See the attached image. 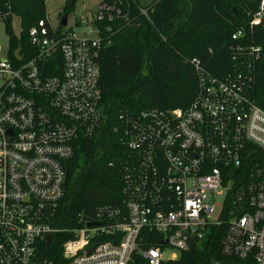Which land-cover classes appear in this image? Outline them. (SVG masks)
Wrapping results in <instances>:
<instances>
[{"label":"built area","instance_id":"1","mask_svg":"<svg viewBox=\"0 0 264 264\" xmlns=\"http://www.w3.org/2000/svg\"><path fill=\"white\" fill-rule=\"evenodd\" d=\"M118 13L101 3L73 27L48 21L50 35L41 20L29 30V60H0V264H52L41 247L59 232L51 218L65 162L101 122L95 23ZM9 14L0 9V22ZM249 23L264 27V0ZM259 55L258 46L235 48L234 68L220 75L193 61L198 90L189 106L124 117L121 204L98 206L68 229L67 264H161L215 226L224 228L223 255L264 264V110L250 98Z\"/></svg>","mask_w":264,"mask_h":264},{"label":"trees","instance_id":"2","mask_svg":"<svg viewBox=\"0 0 264 264\" xmlns=\"http://www.w3.org/2000/svg\"><path fill=\"white\" fill-rule=\"evenodd\" d=\"M260 1L153 0L149 5L139 0L98 2L119 10L112 20L95 23L100 39L97 63L104 122L91 136L75 141L73 156L65 162L64 192L51 218L59 232L51 245L42 244V258L52 264H67L61 244L70 236L68 229L76 226L80 218L91 220L98 206L121 204V164L126 152L124 117L189 106L198 90L193 61L211 74L220 75L234 68L231 56L235 48L258 46L260 55L254 64L250 98L264 110V27L249 23ZM68 2L61 12L67 19L74 5ZM45 3L46 0H0V9H9L10 13L5 22L16 15L21 24L18 37L8 23L5 27L11 61L24 62L35 54L29 30L37 28L39 21L43 20L48 34H52ZM60 20L56 28H62ZM238 30L243 34L232 38ZM55 64L50 75L59 72V61ZM223 233L222 226H215L204 240L195 242L177 259L161 264H254L249 258L223 255ZM148 243L156 245L158 240Z\"/></svg>","mask_w":264,"mask_h":264},{"label":"rangeland","instance_id":"3","mask_svg":"<svg viewBox=\"0 0 264 264\" xmlns=\"http://www.w3.org/2000/svg\"><path fill=\"white\" fill-rule=\"evenodd\" d=\"M99 1L101 0H76L73 5L72 13L68 16L67 25L69 27H73V19L80 15L89 18L92 12L96 9ZM139 1L143 5H149L153 0ZM65 2L66 0H46V17L52 26H56L60 18L62 17L61 12H63ZM7 23L10 25L14 36L18 37L21 33L20 19L16 15H12L9 22H0V60L6 59L10 51L9 38L5 32ZM81 29L82 28H76L78 34L81 32ZM14 54L17 55V50H14ZM102 122H104L103 116L101 117L100 125L102 124Z\"/></svg>","mask_w":264,"mask_h":264},{"label":"water","instance_id":"4","mask_svg":"<svg viewBox=\"0 0 264 264\" xmlns=\"http://www.w3.org/2000/svg\"><path fill=\"white\" fill-rule=\"evenodd\" d=\"M73 4H74V0H69L68 5L72 6ZM66 22H67V15L64 14L61 17L60 25L65 26ZM31 44H32V46H35L36 42L34 39L31 40ZM51 240H52V234H48L46 241H45L46 244H50ZM187 244H188V247L190 248L191 247V241L189 239H187Z\"/></svg>","mask_w":264,"mask_h":264}]
</instances>
